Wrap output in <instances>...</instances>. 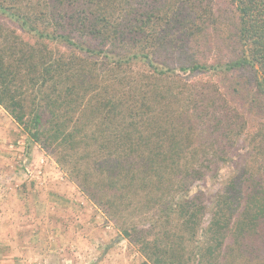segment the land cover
I'll return each mask as SVG.
<instances>
[{
	"label": "trees",
	"instance_id": "1",
	"mask_svg": "<svg viewBox=\"0 0 264 264\" xmlns=\"http://www.w3.org/2000/svg\"><path fill=\"white\" fill-rule=\"evenodd\" d=\"M0 107L145 264H264V0H0Z\"/></svg>",
	"mask_w": 264,
	"mask_h": 264
},
{
	"label": "rangeland",
	"instance_id": "2",
	"mask_svg": "<svg viewBox=\"0 0 264 264\" xmlns=\"http://www.w3.org/2000/svg\"><path fill=\"white\" fill-rule=\"evenodd\" d=\"M219 53L208 57L226 55L222 50ZM132 68L138 70L144 65L137 63ZM4 129L9 131L7 135ZM0 139V171L3 172L0 181H18L25 209L23 218L15 220L19 227L14 236L10 237L12 233L8 232V242L4 237L0 242L8 243V250L0 252V260L10 264L146 263L139 247L120 232L121 222L109 218L100 206L90 201L70 174L59 166L55 155L30 140L2 107ZM232 171V165H227L218 179L200 181L193 192L213 191Z\"/></svg>",
	"mask_w": 264,
	"mask_h": 264
},
{
	"label": "crops",
	"instance_id": "3",
	"mask_svg": "<svg viewBox=\"0 0 264 264\" xmlns=\"http://www.w3.org/2000/svg\"><path fill=\"white\" fill-rule=\"evenodd\" d=\"M9 131L4 129V134L7 135ZM7 133V134H6ZM4 140V137H2ZM0 139V141L2 140ZM8 156L12 157L10 152ZM8 162L10 158L6 159ZM8 169H6V172ZM3 172L0 171V174ZM25 195V194H24ZM25 215L24 209V196L21 192L18 181L13 179H4L0 181V242H2L3 237L8 242L9 234L10 237L14 236L17 228L19 227L17 221H20ZM15 223V224H14ZM8 225L9 228L7 227ZM18 225V226H17ZM9 244H12L9 242ZM8 243L0 244V252H6L8 250ZM0 264H10L8 261L0 260ZM13 264V262L11 263Z\"/></svg>",
	"mask_w": 264,
	"mask_h": 264
}]
</instances>
